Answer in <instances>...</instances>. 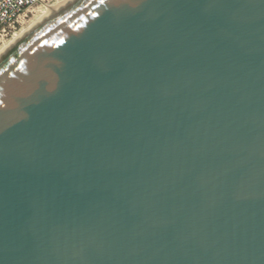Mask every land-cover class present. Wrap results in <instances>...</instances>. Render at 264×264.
I'll use <instances>...</instances> for the list:
<instances>
[{
  "label": "water",
  "instance_id": "water-1",
  "mask_svg": "<svg viewBox=\"0 0 264 264\" xmlns=\"http://www.w3.org/2000/svg\"><path fill=\"white\" fill-rule=\"evenodd\" d=\"M0 264H264V0H71L23 36Z\"/></svg>",
  "mask_w": 264,
  "mask_h": 264
},
{
  "label": "built area",
  "instance_id": "built-area-1",
  "mask_svg": "<svg viewBox=\"0 0 264 264\" xmlns=\"http://www.w3.org/2000/svg\"><path fill=\"white\" fill-rule=\"evenodd\" d=\"M43 0H0V37L8 36L27 12Z\"/></svg>",
  "mask_w": 264,
  "mask_h": 264
},
{
  "label": "bare ground",
  "instance_id": "bare-ground-1",
  "mask_svg": "<svg viewBox=\"0 0 264 264\" xmlns=\"http://www.w3.org/2000/svg\"><path fill=\"white\" fill-rule=\"evenodd\" d=\"M71 0H56L54 3L46 5L44 9H38L34 16L26 21L22 22V26L16 32H14L11 38L3 44L0 48V59L26 34H28L33 28L50 17L55 12L64 8Z\"/></svg>",
  "mask_w": 264,
  "mask_h": 264
},
{
  "label": "rangeland",
  "instance_id": "rangeland-1",
  "mask_svg": "<svg viewBox=\"0 0 264 264\" xmlns=\"http://www.w3.org/2000/svg\"><path fill=\"white\" fill-rule=\"evenodd\" d=\"M55 1L56 0H43L42 3H39L38 5L33 7L30 12H27V16L21 19L22 21L20 22L19 25H17L16 29L12 33H10L8 36L0 37V48L3 46L4 43H6L11 38L14 32L20 29L23 21H26L25 24H27L28 23L27 21L30 20L34 16V14L36 13L38 9H44L46 5L52 4Z\"/></svg>",
  "mask_w": 264,
  "mask_h": 264
}]
</instances>
